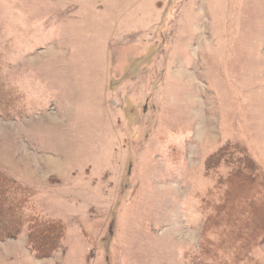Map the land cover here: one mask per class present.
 <instances>
[{
  "label": "rangeland",
  "instance_id": "1",
  "mask_svg": "<svg viewBox=\"0 0 264 264\" xmlns=\"http://www.w3.org/2000/svg\"><path fill=\"white\" fill-rule=\"evenodd\" d=\"M0 177V264H264V0H0Z\"/></svg>",
  "mask_w": 264,
  "mask_h": 264
},
{
  "label": "trees",
  "instance_id": "2",
  "mask_svg": "<svg viewBox=\"0 0 264 264\" xmlns=\"http://www.w3.org/2000/svg\"><path fill=\"white\" fill-rule=\"evenodd\" d=\"M13 184L5 177H0V241L15 238L23 227L24 218L21 215L16 216L20 204L10 198ZM61 237V226L56 227L50 222L38 219H34L27 229L28 243L38 258L50 257L59 247Z\"/></svg>",
  "mask_w": 264,
  "mask_h": 264
}]
</instances>
